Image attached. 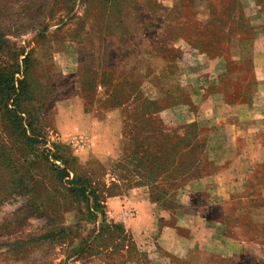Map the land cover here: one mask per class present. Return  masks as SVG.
<instances>
[{
	"label": "rangeland",
	"instance_id": "rangeland-1",
	"mask_svg": "<svg viewBox=\"0 0 264 264\" xmlns=\"http://www.w3.org/2000/svg\"><path fill=\"white\" fill-rule=\"evenodd\" d=\"M254 12L264 0H0V264H106L124 239L110 197L204 204L201 112L240 100L232 49Z\"/></svg>",
	"mask_w": 264,
	"mask_h": 264
},
{
	"label": "crops",
	"instance_id": "crops-1",
	"mask_svg": "<svg viewBox=\"0 0 264 264\" xmlns=\"http://www.w3.org/2000/svg\"><path fill=\"white\" fill-rule=\"evenodd\" d=\"M249 22L253 34L232 49L240 100L201 112L203 160L215 167L194 176L206 202L157 200L146 188L108 198L110 214L125 216L106 264H264V13Z\"/></svg>",
	"mask_w": 264,
	"mask_h": 264
},
{
	"label": "trees",
	"instance_id": "trees-1",
	"mask_svg": "<svg viewBox=\"0 0 264 264\" xmlns=\"http://www.w3.org/2000/svg\"><path fill=\"white\" fill-rule=\"evenodd\" d=\"M157 199V198H156ZM158 200V199H157ZM121 232H122V236L124 235V233H123V227L121 226ZM98 255V253H92V254H90V256L89 257H92V256H97ZM100 255V254H99Z\"/></svg>",
	"mask_w": 264,
	"mask_h": 264
}]
</instances>
